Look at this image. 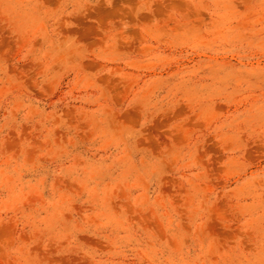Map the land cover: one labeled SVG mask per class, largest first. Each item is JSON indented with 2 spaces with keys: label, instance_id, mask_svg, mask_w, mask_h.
<instances>
[{
  "label": "rangeland",
  "instance_id": "374dc122",
  "mask_svg": "<svg viewBox=\"0 0 264 264\" xmlns=\"http://www.w3.org/2000/svg\"><path fill=\"white\" fill-rule=\"evenodd\" d=\"M0 264H264V0H0Z\"/></svg>",
  "mask_w": 264,
  "mask_h": 264
}]
</instances>
